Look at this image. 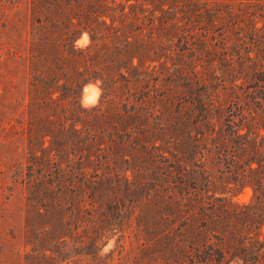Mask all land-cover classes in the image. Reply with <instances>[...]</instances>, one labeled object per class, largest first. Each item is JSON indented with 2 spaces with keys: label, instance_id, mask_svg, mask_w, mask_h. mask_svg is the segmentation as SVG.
I'll list each match as a JSON object with an SVG mask.
<instances>
[{
  "label": "rangeland",
  "instance_id": "374dc122",
  "mask_svg": "<svg viewBox=\"0 0 264 264\" xmlns=\"http://www.w3.org/2000/svg\"><path fill=\"white\" fill-rule=\"evenodd\" d=\"M263 61L264 0H0V264H264Z\"/></svg>",
  "mask_w": 264,
  "mask_h": 264
},
{
  "label": "trees",
  "instance_id": "16d2710c",
  "mask_svg": "<svg viewBox=\"0 0 264 264\" xmlns=\"http://www.w3.org/2000/svg\"><path fill=\"white\" fill-rule=\"evenodd\" d=\"M231 12V11H230ZM234 22V20H233ZM218 30V29H217ZM216 30V31H217ZM252 30H255V27H253ZM219 35H222L221 33H219ZM64 40H69L68 38H65ZM91 40L93 41L94 38L91 35ZM88 49V48H87ZM86 51L84 49H81L79 47H76L74 44H69V41H65L60 45L59 51H58V56L61 59H66V60H77V59H85L86 60ZM91 63H89V66H84L85 68L81 70V72H85L86 70L88 71V68L91 67L90 66ZM263 69H264V61H263ZM261 72H264L263 70H261ZM120 76L124 77L123 72L120 73ZM102 80V79H101ZM116 80H112V83H115ZM102 84H103V90L105 89V80H102ZM248 85H246L247 87ZM256 86V84L254 85ZM192 104V103H191ZM194 140L197 141L198 139L196 138V136L194 137ZM260 184H259V191H261V193H259V195L256 196L257 199L260 198V196L262 195V185H263V179L264 177L260 178ZM175 209H176V213L179 216V213L181 214L180 219H186L188 220L189 218H192L194 216H202L208 219H212L214 217H216L218 214H220L221 212H227L229 211V207L228 205L224 204L222 202L221 199H216V200H211L208 199L207 201H190L185 197L182 198H178L175 200ZM183 219V220H184ZM209 235L210 236H223L222 234H220L217 230L215 229H209ZM205 245V244H204ZM203 244H201V246L193 244V243H188L186 244L187 246V256L185 257V260H182V264H188L187 261H189L190 264H193V260L196 257V255H198V249L199 247H203Z\"/></svg>",
  "mask_w": 264,
  "mask_h": 264
},
{
  "label": "clouds",
  "instance_id": "9594fccd",
  "mask_svg": "<svg viewBox=\"0 0 264 264\" xmlns=\"http://www.w3.org/2000/svg\"><path fill=\"white\" fill-rule=\"evenodd\" d=\"M86 92H89V95H86L84 98V106L85 107H91L98 103L99 97L101 95V89L96 86H91L89 89L86 90ZM107 251V249H105Z\"/></svg>",
  "mask_w": 264,
  "mask_h": 264
}]
</instances>
